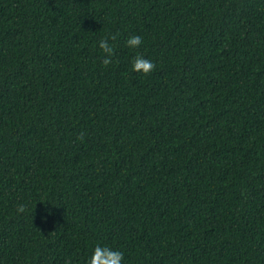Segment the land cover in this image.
I'll return each mask as SVG.
<instances>
[{
	"label": "trees",
	"instance_id": "16d2710c",
	"mask_svg": "<svg viewBox=\"0 0 264 264\" xmlns=\"http://www.w3.org/2000/svg\"><path fill=\"white\" fill-rule=\"evenodd\" d=\"M97 245L264 264V0H0V264Z\"/></svg>",
	"mask_w": 264,
	"mask_h": 264
},
{
	"label": "clouds",
	"instance_id": "9594fccd",
	"mask_svg": "<svg viewBox=\"0 0 264 264\" xmlns=\"http://www.w3.org/2000/svg\"><path fill=\"white\" fill-rule=\"evenodd\" d=\"M116 39L117 36L114 34L99 41V48L104 53V58L102 59L101 63L105 67L113 63L112 58L115 55L114 46L109 43V40L115 41ZM142 43V38L138 35L129 37L126 41V44L129 48H139ZM131 68L133 72H139L143 75H148L155 69V64L152 61L144 58L143 55L138 54L133 58ZM83 138V134L78 137L80 140H83ZM16 211L17 213H25L27 211L26 205H17ZM123 259V252L114 250L108 246L97 245L93 249L92 255L89 257L87 264H122Z\"/></svg>",
	"mask_w": 264,
	"mask_h": 264
}]
</instances>
